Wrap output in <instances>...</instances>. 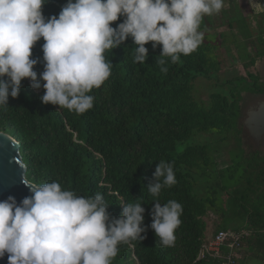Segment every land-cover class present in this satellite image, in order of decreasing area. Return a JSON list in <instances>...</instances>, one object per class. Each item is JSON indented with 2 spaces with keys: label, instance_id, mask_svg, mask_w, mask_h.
Segmentation results:
<instances>
[{
  "label": "trees",
  "instance_id": "obj_1",
  "mask_svg": "<svg viewBox=\"0 0 264 264\" xmlns=\"http://www.w3.org/2000/svg\"><path fill=\"white\" fill-rule=\"evenodd\" d=\"M66 3L48 0L44 16H58ZM120 22L123 17L112 27ZM201 31V46L176 63L160 57L162 46L153 49L151 42L145 45V63H134L131 37L107 52L112 74L89 93L94 106L84 114L42 103L43 86L34 90L28 78L18 97L9 95L8 107L0 108V131L19 142L28 181H57L84 197L99 192L117 218L121 203H142L145 239L120 244L112 264H229V241L215 255L199 257L208 241L207 220L213 227L210 237L219 231L243 233L231 264H264V154L245 149L240 124L242 94L264 93L252 70L264 58V13H254L248 0H226L220 13L204 17ZM43 43L41 38L32 50V58L40 59L34 67L38 77L44 70ZM160 59L168 61L167 73L161 72ZM225 70L230 76L222 80ZM198 77L227 92H211L203 106L194 91ZM212 130L225 134L222 140L233 132L238 147H177L195 132ZM159 161L173 164L177 182L153 197L147 186ZM155 200L182 205L174 246H162L150 227Z\"/></svg>",
  "mask_w": 264,
  "mask_h": 264
},
{
  "label": "clouds",
  "instance_id": "obj_2",
  "mask_svg": "<svg viewBox=\"0 0 264 264\" xmlns=\"http://www.w3.org/2000/svg\"><path fill=\"white\" fill-rule=\"evenodd\" d=\"M48 0H0V108L9 95L18 97L23 79L45 92L42 103L84 114L94 106L89 93L112 74L106 53L129 37L136 45L133 62L143 65L152 48L162 46L160 57L176 63L204 41L205 16L218 14L226 0H67L58 16L46 18ZM254 13L264 4L248 0ZM123 17V22L112 27ZM43 38V71L34 67L33 48ZM160 59L161 72L167 73ZM43 81V85H41ZM10 90V91H9ZM173 164L159 161L147 186L153 197L176 184ZM30 196L19 204L9 196L0 201V258L8 264H112L119 245L145 239L142 203H121L117 217L101 193L84 197L63 189L57 181L28 183ZM151 208V229L162 246H174L183 208L175 201Z\"/></svg>",
  "mask_w": 264,
  "mask_h": 264
},
{
  "label": "water",
  "instance_id": "obj_3",
  "mask_svg": "<svg viewBox=\"0 0 264 264\" xmlns=\"http://www.w3.org/2000/svg\"><path fill=\"white\" fill-rule=\"evenodd\" d=\"M255 111L250 114L251 121L257 126L256 129L263 128L264 100ZM28 183L31 182L26 179V165L22 160L19 142L0 131V201L13 196L19 204L31 195ZM0 264H8L7 253L0 258Z\"/></svg>",
  "mask_w": 264,
  "mask_h": 264
},
{
  "label": "rangeland",
  "instance_id": "obj_4",
  "mask_svg": "<svg viewBox=\"0 0 264 264\" xmlns=\"http://www.w3.org/2000/svg\"><path fill=\"white\" fill-rule=\"evenodd\" d=\"M225 34V33H224ZM228 35V34H226ZM230 40V38H229ZM239 72H242L240 68H238ZM237 69H235L233 71V75H236L237 73ZM256 73H258V70H256ZM230 76V71L229 70H225L223 72L220 73V78L222 80L228 79ZM242 84V83H241ZM194 91H195V96L198 99V101H200L199 103L202 104L203 106L207 105L208 102V95L211 92H219V93H226L227 92V88L226 87H222L221 84H217L214 81H208L203 77H198L196 79V83L194 86ZM245 94H242V98L241 100H244L243 102L240 101V105L243 104V107L248 106L249 102L251 101V99L249 98H245ZM250 111L247 116H249L251 114ZM244 118H246V115L244 113ZM240 124H241V129H242V138H243V144L245 149L247 150H252V149H257L259 150L262 154H264V136L260 137L259 139H254L251 137V135L249 134L248 128L244 127L243 124V119H240ZM245 124V121H244ZM225 135L223 133H220L217 130H212V131H203V132H195L193 134V137L191 139H188L186 141H184L183 143L179 144L177 147H179V149L184 148L186 145L188 144H198V143H205L207 144V147H238L237 143L235 142V140L232 138V136L234 135L233 132H230L229 134H226L227 137H229V139L227 140H222V136ZM264 135V134H263ZM242 147V145H241ZM224 160H228L227 156H224ZM210 220H207L208 222V229H207V238H211V233H212V223L209 222Z\"/></svg>",
  "mask_w": 264,
  "mask_h": 264
},
{
  "label": "built area",
  "instance_id": "obj_5",
  "mask_svg": "<svg viewBox=\"0 0 264 264\" xmlns=\"http://www.w3.org/2000/svg\"><path fill=\"white\" fill-rule=\"evenodd\" d=\"M242 234L243 233H235L230 231H219L202 245L199 257L204 256L205 254L215 255L220 251V247L229 241L230 244L228 246L230 247V251L227 256V261L229 264L233 263L232 251L233 249L239 247Z\"/></svg>",
  "mask_w": 264,
  "mask_h": 264
},
{
  "label": "crops",
  "instance_id": "obj_6",
  "mask_svg": "<svg viewBox=\"0 0 264 264\" xmlns=\"http://www.w3.org/2000/svg\"><path fill=\"white\" fill-rule=\"evenodd\" d=\"M253 71L258 70V76L260 78V81L264 80V58L263 59H259L255 62L254 68L252 69ZM263 83V82H262ZM245 94V98H249L251 99V101L249 102L248 106L243 107V104H241V120L243 119V126L248 128L249 134L251 135V132H254L255 129L257 128V126L251 121V117L250 115L247 116V114L250 111H255V105H256V101H258L259 96L257 93H250V92H244ZM244 100V97H243ZM242 100V102H243ZM256 112V111H255ZM244 113L246 115V118H244ZM245 121V124H244Z\"/></svg>",
  "mask_w": 264,
  "mask_h": 264
},
{
  "label": "flooded vegetation",
  "instance_id": "obj_7",
  "mask_svg": "<svg viewBox=\"0 0 264 264\" xmlns=\"http://www.w3.org/2000/svg\"><path fill=\"white\" fill-rule=\"evenodd\" d=\"M261 82L264 83V80L261 81ZM258 95H260V96H259L258 101H256V105L254 107L255 109H257L259 107L260 103L264 100V93L263 94H258ZM263 134H264V127L255 129L254 132H251V137L254 138V139H259L260 137L264 136Z\"/></svg>",
  "mask_w": 264,
  "mask_h": 264
}]
</instances>
